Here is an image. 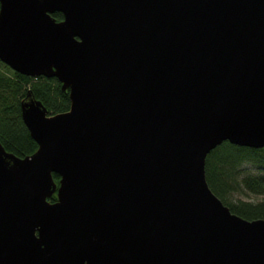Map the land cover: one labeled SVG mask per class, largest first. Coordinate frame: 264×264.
I'll return each mask as SVG.
<instances>
[{
  "label": "water",
  "instance_id": "obj_1",
  "mask_svg": "<svg viewBox=\"0 0 264 264\" xmlns=\"http://www.w3.org/2000/svg\"><path fill=\"white\" fill-rule=\"evenodd\" d=\"M0 5V61L71 98L29 91L37 151L0 142V264H264V219L206 175L224 142L264 147V0Z\"/></svg>",
  "mask_w": 264,
  "mask_h": 264
},
{
  "label": "trees",
  "instance_id": "obj_2",
  "mask_svg": "<svg viewBox=\"0 0 264 264\" xmlns=\"http://www.w3.org/2000/svg\"><path fill=\"white\" fill-rule=\"evenodd\" d=\"M53 16L57 21L64 19L61 12ZM29 91L52 114L71 107L70 91L63 90L58 78L26 76L0 61V142L8 152L20 157L33 154L39 147L22 117V102ZM246 165L252 166L255 173H246L243 169ZM206 175L211 189L232 212L248 220L264 219V147L224 142L208 155ZM54 178L58 182L60 176L54 174ZM242 194L253 198L236 197ZM49 200L56 201L57 197L54 195Z\"/></svg>",
  "mask_w": 264,
  "mask_h": 264
},
{
  "label": "rangeland",
  "instance_id": "obj_3",
  "mask_svg": "<svg viewBox=\"0 0 264 264\" xmlns=\"http://www.w3.org/2000/svg\"><path fill=\"white\" fill-rule=\"evenodd\" d=\"M243 169L244 170H246V173H250V172H253V173H255L254 171V168H252V166H250V165H246V166H244L243 167ZM240 197V198H246V199H248V197L249 198H253V196L252 195H247V194H242V195H236V197Z\"/></svg>",
  "mask_w": 264,
  "mask_h": 264
},
{
  "label": "flooded vegetation",
  "instance_id": "obj_4",
  "mask_svg": "<svg viewBox=\"0 0 264 264\" xmlns=\"http://www.w3.org/2000/svg\"><path fill=\"white\" fill-rule=\"evenodd\" d=\"M59 180H60V178H59ZM56 181V180H55ZM57 182V181H56ZM58 184H59V181L57 182Z\"/></svg>",
  "mask_w": 264,
  "mask_h": 264
}]
</instances>
